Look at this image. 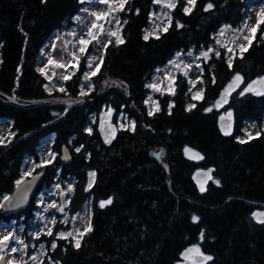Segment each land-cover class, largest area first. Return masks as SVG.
<instances>
[{
  "label": "trees",
  "instance_id": "trees-1",
  "mask_svg": "<svg viewBox=\"0 0 264 264\" xmlns=\"http://www.w3.org/2000/svg\"><path fill=\"white\" fill-rule=\"evenodd\" d=\"M253 1L196 0L191 13L185 14L186 0H176L168 30L161 29L145 40L159 5L154 0H128L118 12L124 42L117 44L110 37L111 43L108 40L107 47L101 48L95 88L85 97L95 96L100 81L111 77L128 84L136 108L120 90L102 96L96 107H76L67 114L65 108L24 110L0 102V121L10 119L15 133L9 145L0 144V199L15 190L28 162L41 163L46 143L51 141L56 153L33 171H46L37 194L48 195L57 187L67 192L65 213L58 210L55 214L52 235L47 234L49 229L43 230L35 240L46 245L47 261L184 264L186 251L197 247L203 257H212L204 264H264V223L253 216L264 208L235 201L209 210L180 201L169 189L166 171L150 157L156 147L166 150L174 191L183 198L208 206H219L232 197L264 202V95H240L249 83L264 77V25L246 52L238 50L230 56L219 40L226 26L242 27ZM208 3L214 7L205 11ZM83 7L80 0H0V90L14 92L23 100L81 96L86 57L80 60V70L65 81L64 91L50 88L38 65L51 37L74 27ZM93 43L87 53L93 51ZM189 51L209 52L198 65L199 77L192 80L183 70L177 71L175 94L158 91L154 97L159 111L149 115L146 101L153 97L149 87L153 75L176 55ZM237 73L243 82L227 96V103L217 106ZM199 86L202 98L193 99ZM190 104L195 105L191 110ZM104 105L114 111L115 122L122 119L131 124L112 139L103 135L98 120L92 118ZM229 111L233 112V131L225 135L220 118ZM248 122L260 127V135L240 143ZM65 146L72 154L70 164L61 160ZM186 148L196 150L203 159L188 157ZM199 170L212 173L204 191L195 179ZM91 172L96 174L94 179ZM37 194L18 215L7 217L0 208V228L17 220L25 227L22 237L32 243L28 232L39 218L35 216ZM109 199L112 203L101 208L100 202ZM85 204L92 231L81 237L77 248L73 238H59V233L70 229L71 216Z\"/></svg>",
  "mask_w": 264,
  "mask_h": 264
},
{
  "label": "rangeland",
  "instance_id": "rangeland-1",
  "mask_svg": "<svg viewBox=\"0 0 264 264\" xmlns=\"http://www.w3.org/2000/svg\"><path fill=\"white\" fill-rule=\"evenodd\" d=\"M164 3H166V0H161V3H158L159 7L156 10V18L154 19V22L152 24V29L150 30V33L152 34H158L161 29L167 26L169 20L168 17L171 14V9L164 7ZM264 6V1L260 0H254L251 4L250 11L248 12V15L245 18V21L248 22L249 27L255 25L256 22V16L257 13L260 11L261 7ZM83 9H88V11H82ZM79 13L77 17L79 19H75V25L71 29H67L64 31H59L55 33L51 39L48 41L46 46L44 47L40 62H39V69L44 68L45 69V76L49 81V87L50 88H58L59 90L61 88L64 89V83L66 80L62 79L63 76H71L77 71L80 70V60L83 57L87 58V68L82 73V85L81 88L83 89V94L81 91L82 96L90 95L91 92L95 88L94 83V77L99 72L96 71V63H99L102 59V47L105 46V44L109 40V36L107 35V31H116L118 28V25L116 23L117 19L119 20L118 12L113 13L111 16H109L106 20L98 21L97 23L103 24L105 32L100 33L98 30H93L97 33L99 43L95 41L94 49L92 52H88V46L92 44V42L87 46L85 53L81 54L79 52V48L81 45L79 44V40L81 37L85 39H89L87 37V32L91 28L92 22L95 20V17L91 16V12H102L107 10V5L99 3V0H85L84 7ZM167 14V15H166ZM108 21H111L110 23ZM243 21V22H245ZM244 25V23H243ZM159 26V27H157ZM224 34L219 35V40L223 45H225L228 49H232L230 53V56H233L236 51L240 50L238 47L241 44L247 45V41L244 40L245 36L249 35V32L246 28L243 26L239 29H233L230 26H226L224 29ZM73 33L75 35H73ZM75 52L76 56L78 57L77 60H73L71 53ZM205 52H197V51H189L187 53H180L179 55H176L172 61H170L165 67L159 69L151 79V83L149 85H156L160 90L159 91H169V85L172 84L174 86V77L177 71L183 70L186 72L192 80H196L199 77V70L198 65L201 61V58L203 57L201 54ZM208 52V51H207ZM191 53V55H189ZM209 53V52H208ZM95 57L96 59L92 61V67L90 68L89 65V58ZM49 58L54 59L58 63L65 64V68H59L55 67L54 65H49L48 60ZM175 62V63H172ZM101 65V63H100ZM178 65V67H177ZM185 65H190V67H185ZM47 66V67H46ZM100 68V67H99ZM96 71V74L94 76H91L90 79H85V74H90L91 72ZM55 73V75H53ZM259 80V79H258ZM241 84V83H240ZM239 84V85H240ZM258 91H264V84H257L254 86ZM153 91V97H149L147 99V104L149 106L150 111H154L157 105V101L155 99V94H157V90L150 87ZM237 88V87H236ZM235 88V89H236ZM227 89V88H226ZM202 92L203 95V89L202 86L197 87L196 93ZM232 92V91H231ZM254 93V92H253ZM225 94V93H224ZM229 96V95H227ZM223 103H221L219 106H221ZM231 118L228 117V112H225L221 115L220 118V125L224 130H227L228 125H231V132L233 131V112ZM92 118L94 120H98L100 130L102 131L103 135L107 139H112L117 131L123 127H126L128 125H131L127 122H125L122 119H119V121H114V111L104 105L100 112L96 111L93 112ZM260 133V127L256 125L253 122H248L245 125L244 133L241 135L240 139L247 140L246 133H251L252 136H257L256 133ZM0 136L5 137V140L3 145H7L10 138L13 137V130H12V123L11 121H3L0 123ZM45 144V142H44ZM43 144V145H44ZM44 148V157L42 161H50L52 160L56 153L53 152L51 148V141L49 143H46ZM190 152L186 153V155L190 158L199 160V158L194 155L198 153L196 150L192 148ZM51 154V155H50ZM199 156H201L200 153H198ZM36 163L34 160L30 161L25 165V168L23 170V176L20 181H23L27 176L32 175L34 169L36 168L35 165H41L45 163ZM26 173H28L26 175ZM212 173L210 171H198L195 174V179L201 188V186L204 187V189L207 186V183L211 180ZM13 193V192H12ZM11 193V194H12ZM45 192H40L37 195V209L35 211V216L38 218L34 221L33 226L29 229V235L32 237L33 241L30 243L29 241H25V239L22 237V232L25 230L24 224H18L17 220H14L7 225L0 228V238H2L4 235L8 234H14V236L20 240L24 241V244L27 245V248L24 250L23 253L18 252L15 254L7 255L8 249H5V256L8 259H11L15 257L17 264H19L20 257L23 256V259L28 262V264H53L50 261L46 260V245L44 244H35V240L40 236V234L43 232V230H48L52 228V221L55 219V214L58 213V210L61 206H63L64 211L62 213H65V198L67 196V192L62 188H53L50 191H48V195L44 194ZM10 194H7L4 197H8ZM63 196L62 201H59V197ZM4 197L0 199V204H3ZM55 204L57 207L52 208L49 207L51 204ZM261 209V208H260ZM61 212V211H59ZM258 213H264V210H259ZM67 218V217H66ZM72 221H70V229L66 232H72L73 236L71 238L74 239V242H76V238L81 239V237L78 235V232H83L84 228L87 226L89 221L91 222V215H90V209L89 205L85 204L84 208L71 216ZM24 217H22L21 222H23ZM19 226V227H18ZM43 246V247H41ZM11 247H17L21 248L22 245H19L15 242V240H12L9 242V249ZM197 247H193L190 249H194ZM187 253V251H186ZM31 256H37L38 259L36 261H32L30 259ZM207 260H204L203 255L199 251V253L193 251L190 253H187V255L184 254V264H204Z\"/></svg>",
  "mask_w": 264,
  "mask_h": 264
},
{
  "label": "snow or ice",
  "instance_id": "snow-or-ice-1",
  "mask_svg": "<svg viewBox=\"0 0 264 264\" xmlns=\"http://www.w3.org/2000/svg\"><path fill=\"white\" fill-rule=\"evenodd\" d=\"M80 2L84 3L85 0H80ZM127 2H128V0H99V3L107 5V10L106 11H102V12H91L90 13L91 16L95 17V20L92 22L91 28L87 32V37H89V39H85V38L81 37L80 40H79V44L81 45V47L79 48V52L81 54L85 53L87 46L93 40H96V42L99 43V39H98L97 33L93 31L94 29L98 30V32H100V33L105 32L104 25L103 24H99L97 22L101 21V20H106L113 13L123 11L125 5L127 4ZM154 2L155 3H161V0H154ZM186 2H187L188 6L184 7L183 11H184L185 14H190L191 11L193 10L195 4H196V0H186ZM164 7H167L169 9H174L176 7V0H166V3H164ZM213 7H214V5L212 3H208L206 5L205 11H208V10L212 9ZM82 11H88V9H83ZM77 19H79V17H77ZM168 20H169V24H170V22H171V17L170 16L168 17ZM108 22L110 23L111 21H108ZM116 23H117V25H119L120 21L117 19ZM125 23H127V22L125 21ZM261 25H264V6H262L260 11L257 13L255 25L249 27L248 22L247 21L244 22L243 27L248 30L249 35L244 37V40L247 41V45L241 44V45L238 46L240 48L241 53L246 52L248 50V47L252 44L253 39L255 38V35H256L257 31L259 30ZM157 27H159V26H157ZM178 27H183V25H180L178 23ZM167 30H168L167 26L162 29V31H164V32H166ZM223 34H224V30L221 31V35H223ZM73 35H75V34L73 33ZM107 35L109 37H115V41H116L117 44H122L124 42L122 36L120 35L119 28H117L116 31L108 30L107 31ZM149 35H152V33L146 34L144 39L147 40L149 38ZM157 38H159V37L157 36ZM109 43H111V40H109ZM105 47H107V45H105ZM209 51H211V49ZM228 51L231 52L232 49H228ZM208 54H209L208 52H203L201 55L203 57L207 58ZM216 54L219 55V53H216ZM189 55H191V53H189ZM71 56H72L73 60H77L78 61V57L76 56L75 52L71 53ZM95 59H96L95 57H90L89 58V65L88 66L90 68L92 67V61H94ZM100 63H102V59L100 60L99 63H96V65H95L96 71L99 70ZM172 63H175V62H172ZM48 64L49 65H54L55 67H59V68H65L66 67L65 64L58 63L57 61H55L52 58H49ZM177 67H178V65H177ZM185 67H190V65H185ZM197 67H199V66H197ZM229 67L230 68L232 67L231 58L229 59ZM38 71H40L42 74H45V69L44 68H40V69H38ZM96 71H93L90 74H85V79H90L91 76H94L96 74ZM186 74L187 73H185V75ZM53 75H55V73H53ZM61 78L64 79V80H67L70 77L69 76H63ZM242 82H243V77L240 74L237 73L233 77V80L228 85L227 89H225V94H222L221 100L217 101V106H219L221 103H227V95H230L231 91L235 90V88L238 87L239 84L242 83ZM190 83H192V82L190 81ZM257 84H264V77H261L259 80L252 81L251 83H249L247 85V87H245L243 89V91L240 92V95L243 96V95H245V93H248V92H254L256 95H264V91H258L254 87ZM149 87H152V88H154L157 91L160 90L156 85H149ZM169 89L171 91V94L174 95L175 93H174V88H173L172 84L169 85ZM60 91H64V89L61 88ZM82 94H83V89H82ZM199 98H202V92H198V93H195L193 95V99H199ZM194 107H195V105H191L190 104L189 105V110H191ZM170 108H171V105H170ZM155 111H159L158 105L156 106ZM206 111H212V109L208 108V109H206ZM152 114H153V112L150 111L149 115H152ZM231 116H232V113L228 112V117L231 118ZM221 119H223V117ZM133 127H134V124H133ZM222 130H223V128H222ZM224 134L225 135H230L231 134V125L230 124L228 125L227 130H224ZM256 135L259 136L260 133L257 132ZM246 136H247L248 140L253 139V136H252L251 133H246ZM4 140H5V137L0 136V143H3ZM106 142H110V141L106 139ZM245 142H247V141L244 140V139L240 140V143H245ZM77 151H79V149H77ZM190 151H191V149H188V148L185 149L186 153H188ZM194 155H196L199 159H203V157L199 156L198 153H196ZM47 162H50V161H42V163H47ZM39 166L40 165H35V167H39ZM27 174L28 173H26V175ZM95 175H96L95 172L89 173L90 178L94 179ZM209 178H211V177H209ZM20 183H21L20 181H17V186H19ZM217 183H218V181H217ZM89 187H91V180H90V183H89ZM204 190H205L204 187L201 186V191H204ZM69 191H72V189L69 188ZM4 200L7 201V200H9V198L8 197H4ZM111 203H112L111 199H109L107 201H101L100 202V207L104 208L106 205L111 204ZM2 207H4V205L0 204V208H2ZM49 207L55 208L57 206L53 203V204L49 205ZM59 211H61V212L64 211L63 206H61L59 208ZM253 216L256 218L258 223H264V218H262V217H264V213H254ZM193 219L195 221L198 218L194 217ZM52 223H55V221L53 220ZM91 231H92V225H91V222L89 221L87 226L84 228V231L83 232H78V235L80 237H82L83 235H85L86 233L91 232ZM47 234L48 235H52L51 229H49ZM72 236H73L72 232H68V233L61 232V233H59V238H62V239H67L68 237H72ZM12 240H15V242L17 244L22 245L23 247H21V248L11 247L9 249V242L12 241ZM41 247H43V246H41ZM75 247H77V248L80 247V239L79 238H76ZM26 248H27V245L24 244V241L16 238L14 236V234L10 233L8 235H4L2 238H0V261H5V249H8V252L6 254L7 255H11V254H15V253H18V252L23 253ZM52 248L53 249L56 248V244L55 243L52 244ZM193 251L199 253L200 250H199V248L188 249L187 253H190V252H193ZM187 253H185V255H187ZM30 259L32 261H36L38 259V257L37 256H31ZM211 259H212L211 256H204V260H211ZM6 264H17V261H16L15 257H13L11 259H8L6 261ZM19 264H28V262L23 259V256H21Z\"/></svg>",
  "mask_w": 264,
  "mask_h": 264
},
{
  "label": "water",
  "instance_id": "water-1",
  "mask_svg": "<svg viewBox=\"0 0 264 264\" xmlns=\"http://www.w3.org/2000/svg\"><path fill=\"white\" fill-rule=\"evenodd\" d=\"M113 90H120L125 92L126 97L128 100L132 101V104L136 108L135 101L133 100V97L131 96L130 87L128 84L124 81H121L119 79L106 77L102 79L99 83L98 90L95 96L87 98L84 96H53V97H47L43 99H37V100H23L16 96V94L13 92L11 94H8L6 92H3L0 90V102L13 106L19 109H38V108H44V107H58V108H65L67 110L66 114L70 112L72 109L76 107H83L86 105H91L92 107H96L102 96L105 94L110 93ZM142 119L144 118L143 115H141ZM157 143V142H156ZM150 157L153 161L157 162L167 173L168 176V186L175 195L176 198H178L180 201H185L191 204H194L198 207H202L209 210H218L223 209L227 205L231 204L232 202H241L248 205H251L256 208H264V202H257L252 201L245 198H236L232 197L226 200L223 204L219 206H208L201 204L199 202H196L191 199L183 198L179 195H177L173 188V179L172 174L170 170V166L167 164V152L164 148H155L150 152ZM61 160L65 164H70L72 162V154L70 152V149H68L66 146L63 148V154L61 157ZM46 176V171H40L34 173L32 176L26 178L23 180L19 186L15 188L12 194L8 196L9 200H4L3 204L4 207H2V211L5 214V216L10 217L13 215H18L22 213L23 211L27 210L31 203L33 198L36 196L37 191L43 182L44 178ZM0 264H6L5 261H0Z\"/></svg>",
  "mask_w": 264,
  "mask_h": 264
},
{
  "label": "flooded vegetation",
  "instance_id": "flooded-vegetation-1",
  "mask_svg": "<svg viewBox=\"0 0 264 264\" xmlns=\"http://www.w3.org/2000/svg\"><path fill=\"white\" fill-rule=\"evenodd\" d=\"M7 120H10V119H7ZM14 137H15V133H14V131H13V137H12V138H10V140H9V142H8V144H7V145H9V144L11 143V141L14 139Z\"/></svg>",
  "mask_w": 264,
  "mask_h": 264
},
{
  "label": "bare ground",
  "instance_id": "bare-ground-1",
  "mask_svg": "<svg viewBox=\"0 0 264 264\" xmlns=\"http://www.w3.org/2000/svg\"><path fill=\"white\" fill-rule=\"evenodd\" d=\"M250 10H248V12H249ZM248 12H247V14H246V16L248 15ZM246 18V17H245ZM244 21H245V19H244Z\"/></svg>",
  "mask_w": 264,
  "mask_h": 264
}]
</instances>
